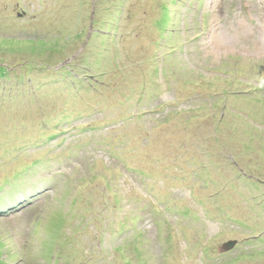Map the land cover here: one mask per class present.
<instances>
[{
    "label": "rangeland",
    "instance_id": "obj_1",
    "mask_svg": "<svg viewBox=\"0 0 264 264\" xmlns=\"http://www.w3.org/2000/svg\"><path fill=\"white\" fill-rule=\"evenodd\" d=\"M0 198V264H264V0H0Z\"/></svg>",
    "mask_w": 264,
    "mask_h": 264
},
{
    "label": "trees",
    "instance_id": "obj_2",
    "mask_svg": "<svg viewBox=\"0 0 264 264\" xmlns=\"http://www.w3.org/2000/svg\"><path fill=\"white\" fill-rule=\"evenodd\" d=\"M92 11V10H91ZM91 15V14H90ZM95 15H96V13L94 14V17L93 18H91V16L88 18V22L90 23V21L92 20V22L90 23V25L92 26L91 28V36H92V34H93V32H94V18H95ZM80 19V18H79ZM88 27V26H87ZM89 28L90 27H88V29H86L87 30V34H88V32H89ZM85 35V33H84V30H82L81 31V33L79 34L78 33V39H77V41H81V37L82 36H84ZM77 36V35H76ZM87 36V35H86ZM58 39H60V38H58ZM56 41V38L55 39H52V41L49 43V42H47V41H44V44H56L57 46L56 47H62V49L63 48H65L62 44H66L65 42H63V40H59V41H57V42H55ZM55 42V43H54ZM91 43V38H90V40H89V44ZM43 44V43H42ZM57 49H60V48H57ZM61 49V50H62ZM55 51H56V49H54ZM86 52H85V50L82 52V54L80 55V57L82 56V55H84ZM84 58H88L87 59V62L88 63H90V58L88 57V56H83ZM66 60L67 59H64L61 63H64L65 65H64V67L62 66L61 68L62 69H66V70H69V71H75L76 70V68L77 67H79V66H77V65H74V64H71V63H68V62H66ZM50 69H53V70H55V66H51V68ZM58 71V70H57ZM144 260H146V262L145 263H141V264H151L149 261H147V259H145L144 258ZM222 264H227V263H222Z\"/></svg>",
    "mask_w": 264,
    "mask_h": 264
},
{
    "label": "flooded vegetation",
    "instance_id": "obj_3",
    "mask_svg": "<svg viewBox=\"0 0 264 264\" xmlns=\"http://www.w3.org/2000/svg\"><path fill=\"white\" fill-rule=\"evenodd\" d=\"M85 48L86 47H84L83 48V51L85 50ZM82 51V52H83ZM77 53V54H76ZM82 53H78V52H75L74 54H73V56H70V60H66V62H68V61H70V63H74L75 61H77L78 59L80 60V62L81 63H83L84 61H85V59H84V57H83V55L80 57V55H81ZM62 65H63V67H64V63H62Z\"/></svg>",
    "mask_w": 264,
    "mask_h": 264
},
{
    "label": "water",
    "instance_id": "obj_4",
    "mask_svg": "<svg viewBox=\"0 0 264 264\" xmlns=\"http://www.w3.org/2000/svg\"><path fill=\"white\" fill-rule=\"evenodd\" d=\"M235 245H236V241L228 242V243L223 245V247L221 248V252L230 251L231 249H233L235 247Z\"/></svg>",
    "mask_w": 264,
    "mask_h": 264
},
{
    "label": "clouds",
    "instance_id": "obj_5",
    "mask_svg": "<svg viewBox=\"0 0 264 264\" xmlns=\"http://www.w3.org/2000/svg\"><path fill=\"white\" fill-rule=\"evenodd\" d=\"M231 241H236V245H235V247H234L233 249H231L230 251H227V252H221V248L223 247V245L226 244V243H228V242H231ZM239 244H240V242L237 241V240H234V239H233V240H229V241L223 243V244L221 245V247L219 248V250H220V252H221L222 254L230 253V252L234 251V250L238 247Z\"/></svg>",
    "mask_w": 264,
    "mask_h": 264
}]
</instances>
